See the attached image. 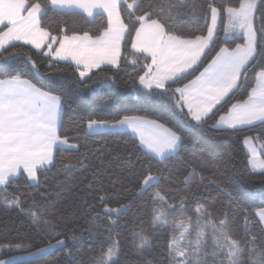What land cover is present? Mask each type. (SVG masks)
Wrapping results in <instances>:
<instances>
[{
  "label": "snow or ice",
  "instance_id": "6c2138e0",
  "mask_svg": "<svg viewBox=\"0 0 264 264\" xmlns=\"http://www.w3.org/2000/svg\"><path fill=\"white\" fill-rule=\"evenodd\" d=\"M68 17L76 18L72 26ZM0 26V207L28 216L45 244L0 240V264H34L28 258L53 251L72 257L70 264H121L127 257L135 264H264V0H0ZM124 75L127 93L116 82ZM73 86L92 97L101 87L110 93L100 109L108 114L79 117L69 135L62 118ZM126 96L135 97L139 114H127L133 109ZM200 130L228 144L260 142L261 151L248 148L245 155L250 175L262 179L255 191L229 192L217 209L196 199L190 212L197 194L189 184L200 175L196 187L203 186V165L220 155L228 167L237 154L213 145L188 148ZM251 132L257 135L242 138ZM109 137L124 140L123 172L130 175L112 193L103 151H81L83 141ZM94 159L101 167L89 193L98 200L84 199L89 227L77 225L65 236L63 217L40 219L47 191L38 199L29 189L56 190L64 181L49 185L51 177L95 169ZM174 171L187 172L183 190ZM131 189L126 203L109 206ZM127 213L133 223L150 221L147 231L131 232L130 242L113 231ZM238 217L240 234L230 226ZM85 241L90 255L78 259L69 242L78 251Z\"/></svg>",
  "mask_w": 264,
  "mask_h": 264
},
{
  "label": "trees",
  "instance_id": "16d2710c",
  "mask_svg": "<svg viewBox=\"0 0 264 264\" xmlns=\"http://www.w3.org/2000/svg\"><path fill=\"white\" fill-rule=\"evenodd\" d=\"M221 0H217L220 3ZM51 15V14H50ZM67 23L72 26L75 17H68ZM106 22V17H105ZM46 23L54 24V21L48 20L46 18ZM55 34V33H53ZM71 34V33H69ZM241 41H237L240 43ZM234 46V45H233ZM28 47V46H25ZM129 60L133 57L131 55V48L129 44ZM30 48V47H29ZM47 65V61H44ZM41 71H45L44 68ZM66 75H70L67 71ZM110 75V73L101 74ZM94 80L97 77H93ZM125 81H128V87H125ZM58 83L60 81H57ZM117 84L120 87V91L127 93L131 89V81L128 80L126 75L117 79ZM64 83H67L66 81ZM101 95L92 97L89 93L84 90H75L73 86L72 90L68 91L64 95V114L62 118V130L68 132L69 135L75 134V124L79 117H87L94 111L98 115H107V111H101V106L108 99V94L110 93V88L101 87L99 88ZM131 102L128 104L132 111H129V115H137L134 109L138 107L135 97L126 96ZM243 135H257V132L245 133ZM187 144L188 148H191L193 144H199L202 147H207L208 145H213L217 147L220 152H227L230 148L236 151L234 157V164L224 167L221 164L222 156L217 155L214 162L207 163L203 165V176L205 181L203 186L197 188L196 185L200 180V175L193 178L189 184V188L192 192L196 193V198L189 202L188 207L191 212L197 206L196 199H199L202 204L211 209H217L221 205L228 202V193H232L233 197L241 195L245 191H255L256 185L261 183V177L259 175H250V168L248 165V156L245 155L244 145L240 144H228L226 141H220L216 133L211 130H200L193 133L189 138ZM258 142V141H257ZM84 148L81 151L97 152L102 150L104 153V164L103 167L107 168L108 175L104 176V184L109 193H112L121 188L120 181H123L125 185H128L130 175L127 172H123V167L125 164L124 158V140L120 138H106V139H92L82 142ZM260 145L261 143L258 142ZM244 149V151H241ZM76 153H72L75 157ZM264 159V156H261ZM110 163V167H109ZM92 166H89L86 170L77 169L72 177L66 178L63 173L53 176L49 179V185H55L57 181H64L63 186L56 190L49 188L47 185L40 189L30 188L29 191L37 195L40 199V193L47 191V195L43 196V203L45 208L40 210L41 220H55L63 217L60 225V231H62L65 236L71 235L69 229H72L79 225L80 231L87 229L89 227L90 216L87 212V204L84 203V199L87 198L88 203H96L98 196L89 195L92 190L97 186V181L94 179L93 172L101 167L100 161L94 159ZM59 167V164L57 165ZM179 168V165L176 166ZM201 165H197L199 171ZM187 175L186 171H181L178 175L174 171V181L181 190L184 189L183 180L184 176ZM226 189V191H225ZM11 191V189H9ZM135 189H131L123 194L120 199H112L109 201V206L117 207L120 203H126L129 199L133 197ZM27 206V205H26ZM235 214V213H234ZM242 217H238L235 221L231 223V228L240 234L237 230L242 224ZM128 221L127 226H124V222ZM106 225V221L103 222ZM144 228L146 231L150 228V221H145L143 224L140 222L133 223L131 221V213L125 214L121 217L120 224L113 226V231H119L128 234V240L131 241V232L133 230L140 231ZM80 231L75 234L80 235ZM107 234V233H105ZM17 237H28L31 238L32 242L44 247L45 244L42 241V236H37L28 216H24L18 213V211H5L0 207V240L4 239H14ZM64 238V237H61ZM27 242V241H25ZM90 241H85L79 250L73 247L71 242L69 246L72 248L73 254L77 258H87L89 253ZM35 251V249H33ZM16 255H24L22 252H17ZM34 260V264H70L72 257L66 254H57L56 252H51L48 255L42 256L40 258H28ZM121 264H135L134 257L122 258Z\"/></svg>",
  "mask_w": 264,
  "mask_h": 264
},
{
  "label": "rangeland",
  "instance_id": "374dc122",
  "mask_svg": "<svg viewBox=\"0 0 264 264\" xmlns=\"http://www.w3.org/2000/svg\"><path fill=\"white\" fill-rule=\"evenodd\" d=\"M248 148H252L254 149L255 151L259 152L261 151V145L257 142V141H249L247 145H244V149L245 151L248 150ZM259 159L261 160H264L262 159L261 157H259ZM251 170V169H250ZM259 170H257L258 172Z\"/></svg>",
  "mask_w": 264,
  "mask_h": 264
},
{
  "label": "crops",
  "instance_id": "0c3cea01",
  "mask_svg": "<svg viewBox=\"0 0 264 264\" xmlns=\"http://www.w3.org/2000/svg\"><path fill=\"white\" fill-rule=\"evenodd\" d=\"M0 28H2V26H0ZM14 43H16V44H22L23 42H22V41H16V42H14ZM28 47H31V46L28 45Z\"/></svg>",
  "mask_w": 264,
  "mask_h": 264
}]
</instances>
